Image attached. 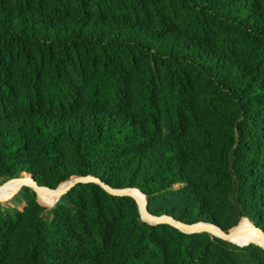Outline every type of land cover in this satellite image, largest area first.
Returning <instances> with one entry per match:
<instances>
[{"label":"trees","instance_id":"trees-1","mask_svg":"<svg viewBox=\"0 0 264 264\" xmlns=\"http://www.w3.org/2000/svg\"><path fill=\"white\" fill-rule=\"evenodd\" d=\"M24 173L264 232V0H0V186ZM229 247L94 182L0 203V264H264Z\"/></svg>","mask_w":264,"mask_h":264},{"label":"bare ground","instance_id":"bare-ground-1","mask_svg":"<svg viewBox=\"0 0 264 264\" xmlns=\"http://www.w3.org/2000/svg\"><path fill=\"white\" fill-rule=\"evenodd\" d=\"M22 178L24 182H22L21 180H15L13 182L7 183L3 185L2 187H0V202L6 203L10 201L15 196V194L18 193L26 185H29L32 187L37 186V184H35L34 182L32 175L24 173ZM64 186H65L64 183L61 184L58 188L53 189L54 190L53 192L60 191ZM49 190L50 189L46 190L45 188H43V190H40L37 196L41 204L48 206V207H53L57 203L58 199L55 198L54 196H51L50 195L51 192ZM132 192L140 200L141 211L145 213L144 196H142V194H140L135 189ZM149 219L154 220L155 218L152 215H150ZM207 230L216 235L218 234L220 235L219 230L215 228L208 227ZM229 234L230 235L227 237L228 240L236 245L249 246V245L255 244L257 246L264 248V234L260 230H258L254 226V224L250 222L248 219H242L239 222V224L231 230V233Z\"/></svg>","mask_w":264,"mask_h":264},{"label":"water","instance_id":"water-1","mask_svg":"<svg viewBox=\"0 0 264 264\" xmlns=\"http://www.w3.org/2000/svg\"><path fill=\"white\" fill-rule=\"evenodd\" d=\"M15 180H21L22 182H24L23 178L20 177L18 179H13V180H10L6 183H4L3 185L7 184V183H10V182H13ZM35 184H37V182L34 180ZM85 182H94L96 184H99L100 186H102L106 191H108L109 193L113 194V195H116V196H121V197H131L133 198L139 208H140V211H141V207H140V200L138 199V197L132 192L134 189L130 188V189H124V190H121V189H113L105 184H103L102 182H99L98 180L96 179H93L91 177H82V176H76V177H73L71 178L69 181L67 182H64L65 186L58 192H53L54 190L53 189H50L49 191L51 192L50 195L51 196H54L55 198H57L58 200L63 196L65 195L66 193L69 192V190L71 188H73L76 184L78 183H85ZM3 185H1L0 187H2ZM26 187H29L31 188L32 190H34L36 192V194L38 195V193L40 192V190H43V187H40L38 184L36 187H32V186H29V185H26ZM46 190L48 188H45ZM137 190V189H135ZM140 194H142V196H144L145 198V202H144V205H145V213H143L141 211V216H142V219L143 221L147 222L148 224L150 225H160V224H169V225H172L176 228H178L179 230L183 231V232H186V233H192V234H195V233H201V232H208V233H211L210 231L207 230L208 227H211V228H215L217 230H219L220 232V235H216L214 233H211L213 234L214 236L216 237H219L221 239H224V240H228V236L230 235L229 233H231V231L229 233L225 232L222 228L218 227V226H215L214 224H211V223H199V224H192V225H189V224H185L181 221H178L170 216H162V217H154L155 219L154 220H150V214H149V211H148V202L146 200V196L141 193L139 190H137ZM202 225V226H201ZM184 229H182V228ZM258 229V228H257ZM260 230V229H258ZM263 234L264 232L262 230H260ZM262 248V247H261ZM264 249V248H263Z\"/></svg>","mask_w":264,"mask_h":264},{"label":"rangeland","instance_id":"rangeland-1","mask_svg":"<svg viewBox=\"0 0 264 264\" xmlns=\"http://www.w3.org/2000/svg\"><path fill=\"white\" fill-rule=\"evenodd\" d=\"M21 191V190H20ZM19 191V192H20ZM18 192V193H19ZM18 193H16L15 194V196L18 194ZM38 197V196H37ZM11 201H12V199L10 200V201H8V202H6V203H2V202H0V203H2V204H10L11 203ZM38 203L40 204V205H42V206H45V205H43V204H41L40 202H39V199H38ZM45 207H47V208H54L55 207V205L53 206V207H48V206H45ZM224 240V239H223ZM227 241V240H226ZM227 242H229L230 244H231V247L232 248H230L229 247V252H232V253H235L236 254V256L237 257H239L241 260L243 259V257H242V252H240L239 250H236V249H238V247H240V248H242V247H248V246H239V245H236V244H234V243H232V242H230V241H227ZM249 246H256V247H259V248H261L260 246H257V245H249ZM263 249V248H262ZM240 264H251L250 262H246V261H242V263H240Z\"/></svg>","mask_w":264,"mask_h":264}]
</instances>
